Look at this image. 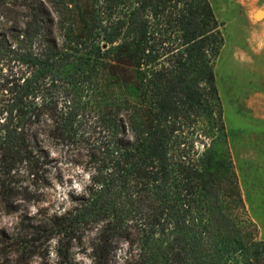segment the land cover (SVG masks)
Listing matches in <instances>:
<instances>
[{"label": "trees", "instance_id": "trees-1", "mask_svg": "<svg viewBox=\"0 0 264 264\" xmlns=\"http://www.w3.org/2000/svg\"><path fill=\"white\" fill-rule=\"evenodd\" d=\"M223 25L209 0H0L2 201L80 183L3 244L78 228V264H264L216 83Z\"/></svg>", "mask_w": 264, "mask_h": 264}, {"label": "rangeland", "instance_id": "rangeland-1", "mask_svg": "<svg viewBox=\"0 0 264 264\" xmlns=\"http://www.w3.org/2000/svg\"><path fill=\"white\" fill-rule=\"evenodd\" d=\"M215 15L224 22V45L215 62L216 83L223 106L227 142L248 213L264 240V0H209ZM262 11L261 16H256ZM239 50L243 58L234 59ZM235 65L239 72L230 71ZM78 178L59 185L57 181L43 194H0V264H54L56 251L67 250L75 264L88 262L78 247V228L60 233L38 248L20 253L14 245L3 244V233L18 230V217L63 212L76 206Z\"/></svg>", "mask_w": 264, "mask_h": 264}, {"label": "bare ground", "instance_id": "bare-ground-1", "mask_svg": "<svg viewBox=\"0 0 264 264\" xmlns=\"http://www.w3.org/2000/svg\"><path fill=\"white\" fill-rule=\"evenodd\" d=\"M233 54H234V56H233L234 59L243 58V54L240 55L239 50L237 51V49H235ZM228 68H229L230 71L239 72L238 68H236L235 65H233V64L228 66Z\"/></svg>", "mask_w": 264, "mask_h": 264}, {"label": "water", "instance_id": "water-1", "mask_svg": "<svg viewBox=\"0 0 264 264\" xmlns=\"http://www.w3.org/2000/svg\"><path fill=\"white\" fill-rule=\"evenodd\" d=\"M262 14H263L262 11H257L256 12V16H258V17L261 16Z\"/></svg>", "mask_w": 264, "mask_h": 264}]
</instances>
